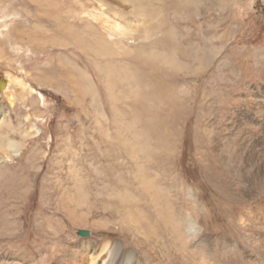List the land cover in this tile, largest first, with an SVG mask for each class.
<instances>
[{"label":"rangeland","instance_id":"374dc122","mask_svg":"<svg viewBox=\"0 0 264 264\" xmlns=\"http://www.w3.org/2000/svg\"><path fill=\"white\" fill-rule=\"evenodd\" d=\"M1 77L0 264H264V0H0Z\"/></svg>","mask_w":264,"mask_h":264},{"label":"bare ground","instance_id":"6f19581e","mask_svg":"<svg viewBox=\"0 0 264 264\" xmlns=\"http://www.w3.org/2000/svg\"><path fill=\"white\" fill-rule=\"evenodd\" d=\"M5 81H6V84H5V88H4V90H6V87H7V84H8V81L5 79ZM4 90L2 91V92H4ZM1 92V93H2ZM5 141H6V146H8V147H12V148H16V146H15V144L14 143H12V142H10V141H8V140H6V139H4L3 138V141L2 142H0V147L1 148H4L5 146ZM17 151H18V149H16ZM16 151V152H17ZM249 158H252L251 157V155H249V157H248V159ZM147 186H149V183L147 184ZM146 186V188L148 189V187ZM146 189V190H147ZM151 190H153L154 192H155V194H153V199L155 198H157V196L156 195H158L159 194V189H156V188H154V187H151ZM122 197V196H121ZM107 202V201H106ZM116 203H118V202H116ZM123 204H125L124 202H123ZM122 204V205H123ZM159 211V210H158ZM161 214V213H160ZM168 215V214H167ZM160 216V218L159 219H161V220H159L160 222L162 221V223H164L165 224V222L167 223V218H166V216L165 217H163V216H161V215H159ZM158 217V216H157ZM169 217V216H168ZM146 219V218H145ZM144 219V220H145ZM77 220V219H76ZM157 220V219H156ZM170 220V219H169ZM160 222H158V223H160ZM162 223H161V225H162ZM175 225V224H174ZM165 226V225H164ZM170 226V225H169ZM160 227V226H159ZM166 227V226H165ZM161 228V227H160ZM159 228V229H160ZM170 228H171V226H170ZM167 230V229H166ZM186 230H187V232L189 233V234H195V233H197V229H196V231H194V227H193V223H192V220L189 218V217H187L186 218ZM162 231H163V229H162ZM99 244H100V242H99ZM121 246V245H120ZM93 247V246H92ZM95 247H96V245H95ZM122 247V246H121ZM144 247V246H143ZM178 247V246H177ZM123 248V247H122ZM80 249V248H79ZM96 249H97V247H96ZM120 249V248H119ZM119 249L118 248H112V246L111 245H108V241H107V243H103L102 245H99V250H98V252L99 253H97L98 255L95 257V258H93V259H91V261H90V264H100L99 262L101 261V260H99V261H97V259H98V257L102 254V253H104V255H108V253H110V258H112V260H111V263H109V264H129L130 262L132 263V261H133V255H132V253H130V251H127V250H124V249H122L120 252H119ZM93 250V249H92ZM197 250V249H196ZM58 253H60V251H58L55 255H53L54 256V259H55V261H56V264H68V262L69 261H72V259H70L68 256H69V254H68V252L66 253V251L64 250L63 251V253H60V254H58ZM194 253V252H193ZM72 254H75V252H73ZM195 254V253H194ZM78 255H80V254H78ZM182 255V254H181ZM74 256H77V254H75ZM103 256V255H102ZM6 257V256H5ZM72 257V256H71ZM78 257V256H77ZM79 257H81V256H79ZM15 258V257H14ZM109 258V259H110ZM13 259V258H12ZM19 259V258H18ZM102 259H105V258H102ZM0 260H2V258H0ZM5 260V259H4ZM83 260V259H82ZM132 260V261H131ZM25 261V260H24ZM105 261V260H104ZM109 261V260H108ZM2 262V261H1ZM73 263V262H72ZM78 263V262H77ZM103 263V262H102ZM101 263V264H102ZM130 263V264H131ZM206 264V262L204 261V262H202V264ZM134 264H136V263H134Z\"/></svg>","mask_w":264,"mask_h":264},{"label":"water","instance_id":"95a60500","mask_svg":"<svg viewBox=\"0 0 264 264\" xmlns=\"http://www.w3.org/2000/svg\"><path fill=\"white\" fill-rule=\"evenodd\" d=\"M5 84H6L5 79L3 77H1L0 78V93L4 90ZM77 235H79L81 237H87L90 235V233L88 231H85V230H78Z\"/></svg>","mask_w":264,"mask_h":264}]
</instances>
